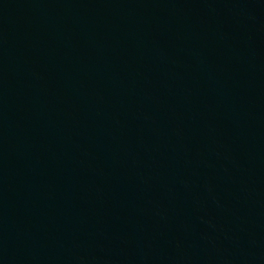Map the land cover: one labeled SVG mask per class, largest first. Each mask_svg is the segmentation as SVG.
<instances>
[{"label": "water", "instance_id": "obj_1", "mask_svg": "<svg viewBox=\"0 0 264 264\" xmlns=\"http://www.w3.org/2000/svg\"><path fill=\"white\" fill-rule=\"evenodd\" d=\"M0 264H264V0H0Z\"/></svg>", "mask_w": 264, "mask_h": 264}]
</instances>
